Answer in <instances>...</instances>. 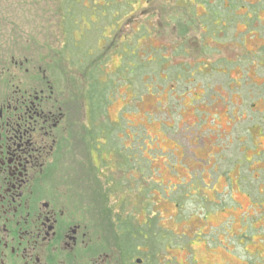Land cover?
<instances>
[{"label":"rangeland","instance_id":"obj_1","mask_svg":"<svg viewBox=\"0 0 264 264\" xmlns=\"http://www.w3.org/2000/svg\"><path fill=\"white\" fill-rule=\"evenodd\" d=\"M73 1L69 26L61 0H0V76L40 66L80 100L99 61L104 172L155 264H264V0Z\"/></svg>","mask_w":264,"mask_h":264},{"label":"flooded vegetation","instance_id":"obj_2","mask_svg":"<svg viewBox=\"0 0 264 264\" xmlns=\"http://www.w3.org/2000/svg\"><path fill=\"white\" fill-rule=\"evenodd\" d=\"M15 64L0 76V264H152L148 246L122 243L133 220L104 172L117 123L107 130L83 94L69 100L58 78Z\"/></svg>","mask_w":264,"mask_h":264},{"label":"trees","instance_id":"obj_3","mask_svg":"<svg viewBox=\"0 0 264 264\" xmlns=\"http://www.w3.org/2000/svg\"><path fill=\"white\" fill-rule=\"evenodd\" d=\"M62 2L66 3L65 6V14L63 16V19L65 20V22H67V25H71V19L73 17V9L77 8V7H81L78 5L77 2H74L73 0H61ZM84 7V6H83ZM85 8V7H84ZM105 14V10L103 15ZM216 14V13H215ZM102 15V14H101ZM82 18V16H80ZM116 15L113 18L116 19H120V17ZM175 19V18H174ZM113 21V20H112ZM111 21V22H112ZM92 23V22H91ZM90 23V25H91ZM74 24V23H72ZM78 24V22L76 23ZM69 25V26H70ZM68 26V27H69ZM77 26V25H76ZM101 35V34H100ZM102 37V36H100ZM99 37V38H100ZM95 39H98L95 38ZM99 40V39H98ZM113 42V40L111 39L110 42ZM111 42V43H112ZM75 49H79V46H77V44H75ZM91 49V48H89ZM93 50V48L91 49ZM90 51V50H89ZM89 51H83V55L85 58H91V55H85L84 52H88ZM68 54V53H66ZM69 56V55H68ZM67 56V58H68ZM93 58V57H92ZM87 62V60H86ZM98 62H87V67L84 66L81 69V72L84 76V90H82V94H83V98L85 103L90 107V114L92 116V118H97V116L100 118L104 115H106L105 112V105L107 103V100L109 99V94L107 93L106 89H103L100 87L99 82H101V74H102V68L101 65L98 64ZM131 64V63H129ZM84 65V64H83ZM133 66V65H132ZM104 74H102L103 76ZM108 125V124H106ZM107 128V130L109 129V126H105ZM152 221H154L152 219ZM145 228L143 227H139L138 225L133 226V222H128L125 224H121V232L123 233V235L125 236V239L123 240V244L127 245L128 247H133L136 248L137 246L141 247L143 246H148L151 250H152V264L156 263V257L158 255L159 249V242L161 238H158V234H156V231H154L153 227H154V222L152 223H145ZM161 236V235H160Z\"/></svg>","mask_w":264,"mask_h":264}]
</instances>
